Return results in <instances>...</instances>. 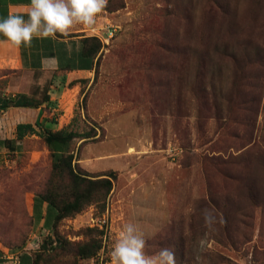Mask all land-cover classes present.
<instances>
[{"label": "rangeland", "instance_id": "obj_1", "mask_svg": "<svg viewBox=\"0 0 264 264\" xmlns=\"http://www.w3.org/2000/svg\"><path fill=\"white\" fill-rule=\"evenodd\" d=\"M210 2L120 0L124 8L104 10L92 28L76 25L71 32L99 34L104 43L89 86L71 87L52 73L13 74L14 85L38 98L53 81L52 128L77 118L80 132L95 130L73 146L76 162L93 176L116 171L118 179L105 212L90 206L57 227L42 226L33 202L51 173L45 141L32 135L19 152L0 148L4 247L42 254L43 264H111L118 233L131 222L147 255L171 248L175 264H264V0H218L222 12ZM186 40L197 53L184 68ZM210 82L215 101L202 97ZM213 156L234 160L231 178L205 173L202 159ZM211 201L237 212L226 223L232 238L217 221L206 226L203 210L217 213ZM86 228L105 234L93 260L78 258L72 245L87 240Z\"/></svg>", "mask_w": 264, "mask_h": 264}, {"label": "trees", "instance_id": "obj_2", "mask_svg": "<svg viewBox=\"0 0 264 264\" xmlns=\"http://www.w3.org/2000/svg\"><path fill=\"white\" fill-rule=\"evenodd\" d=\"M210 9L222 12L223 6L218 3V0H210ZM120 0H109L105 11L111 12L116 9L124 8V4L116 6ZM184 9H187L185 7ZM61 38H65L57 34ZM84 35V34H77ZM70 34L67 38L73 37ZM215 48L219 49V46ZM228 46L223 48L222 53L227 57L231 56L227 51ZM104 43L97 36H88L83 38V54L85 57L91 59L94 64L95 76L91 79L74 80L70 83L71 87L77 86L80 83L90 85L96 79L98 69L103 58ZM196 50L192 48V44L188 40L184 41V68L191 66V61L188 56L195 55L192 52ZM197 53V51H196ZM196 56V55H195ZM207 55L197 56V61H206ZM66 71L65 69H62ZM56 76L62 75L60 72L55 73ZM54 82L50 81L48 88L41 98L37 96L20 93L15 96H4L0 94V111H7L8 116L0 120L2 125L7 126L9 131L6 134H0V148H7L12 153L19 152L22 149L21 143L23 140L32 135L40 136L46 143L52 160L51 173L47 185L44 190L36 197L48 207L56 212V216L52 227H57L61 221L75 218L90 206L98 207L101 212L107 210V201L114 188V183L118 179V173L110 170L100 173L99 175H91L84 172L75 155L74 145L77 140H85L97 136L95 130L93 132H80L75 127L77 118H74L72 123L59 129L53 130L47 123L56 124L55 116H51V109L54 102H52ZM209 90H204L202 93L203 99L213 97L214 101L219 96L215 86L210 82ZM232 100H230L231 102ZM83 109L86 108V102L83 101ZM242 104L239 103V107ZM25 110V113L19 111ZM84 141V142H85ZM234 160L224 159L220 156L207 157L202 159V165L205 168V173L209 174L212 170L216 174L231 178L230 170ZM252 186V185H251ZM252 190V189H251ZM253 191V190H252ZM210 206L215 207L216 216L215 221L220 224L225 232V236L232 238L229 234L227 222L230 218H236L237 212H228L229 205L224 202V205L211 201ZM230 211V210H229ZM230 213V214H229ZM231 215V216H230ZM245 217L249 215L246 212ZM84 235L87 237L86 241H79L73 243L75 255L80 259L93 260L100 255L104 248L103 239L104 231L92 228H86ZM60 243L61 249H65L67 240L57 235L56 244ZM53 243H51L52 245ZM46 248V245H43ZM10 249V248H9ZM16 251L17 249L11 248ZM44 258L42 254L34 255V264H43Z\"/></svg>", "mask_w": 264, "mask_h": 264}, {"label": "crops", "instance_id": "obj_3", "mask_svg": "<svg viewBox=\"0 0 264 264\" xmlns=\"http://www.w3.org/2000/svg\"><path fill=\"white\" fill-rule=\"evenodd\" d=\"M29 5L30 0H0V19L7 18L9 14L23 15L27 19ZM101 28H103L102 25ZM70 34L74 36L70 38H61L58 35L56 38L34 37L30 46L21 45L20 47L13 46L0 35V86L4 87L2 95L10 97L23 93L12 83L13 74L16 72L27 74L60 72L63 79L69 82L82 79L92 80L95 75L96 61L93 62L83 54V38L92 35L80 31ZM98 37L102 40L99 34ZM19 111L25 113L23 109ZM7 116V111H0V120ZM47 124L52 128L50 123ZM6 127L0 123L1 135L9 131ZM60 128L59 126L58 129ZM53 210L38 198L34 199L33 213L40 225L51 226L56 216ZM0 264H34V255L31 252L10 250L0 243Z\"/></svg>", "mask_w": 264, "mask_h": 264}, {"label": "clouds", "instance_id": "obj_4", "mask_svg": "<svg viewBox=\"0 0 264 264\" xmlns=\"http://www.w3.org/2000/svg\"><path fill=\"white\" fill-rule=\"evenodd\" d=\"M108 0H30L27 19L9 14L0 19V35L15 47L30 46L34 37L67 38L76 25L92 28L104 12ZM206 226L215 222L208 209L203 210ZM146 240L137 225L125 223L111 251V264H175L171 248H162L153 255L145 252Z\"/></svg>", "mask_w": 264, "mask_h": 264}, {"label": "built area", "instance_id": "obj_5", "mask_svg": "<svg viewBox=\"0 0 264 264\" xmlns=\"http://www.w3.org/2000/svg\"><path fill=\"white\" fill-rule=\"evenodd\" d=\"M100 222H101V223L98 224V226H99L101 229H103V228H104V224L106 223V220L103 219V220H101Z\"/></svg>", "mask_w": 264, "mask_h": 264}]
</instances>
